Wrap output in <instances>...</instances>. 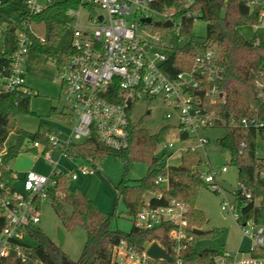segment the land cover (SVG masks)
<instances>
[{
	"label": "built area",
	"instance_id": "2783aa9c",
	"mask_svg": "<svg viewBox=\"0 0 264 264\" xmlns=\"http://www.w3.org/2000/svg\"><path fill=\"white\" fill-rule=\"evenodd\" d=\"M3 1L0 0V5ZM55 1L61 0H12V13L18 18L16 48L7 61L0 63V93L21 91L31 94L25 87L23 63L31 49L32 36L43 42L41 35L33 29L31 17L40 13ZM225 3L228 0H223ZM250 10L258 11L259 22L264 17V0H238ZM197 0H78L77 7H70L66 15L70 18L71 53L64 65L57 70L61 96L73 113L72 126L67 137L60 131L46 134V145L35 141L32 146L43 149L44 158L53 163L49 175L32 171L24 173L23 190L5 188L0 191V261L13 254L24 262L31 250L28 239L39 222V208L36 196L45 198V191L55 184L53 176L63 173L57 169L58 161L52 162L51 150L60 149V156L74 159L68 155L71 143L82 142L91 133L111 149L128 146V130L131 114L137 103L149 99H159L164 104L178 110L177 135L182 142H189L181 148L204 149L207 140L199 133L200 129L215 126L216 116L208 107L216 104L223 93L218 88L222 78L223 66L220 48L215 42L206 39L197 42L193 33L183 34L185 17L194 24L199 20V11L193 6ZM84 5L99 7L103 13L89 16L87 25L77 21ZM139 16L138 21L128 22L127 15ZM154 15L157 17L154 18ZM150 17V22L142 21ZM160 25H155V22ZM171 21L170 26L164 25ZM193 26L191 30L193 29ZM255 25L254 27H256ZM3 32L6 24H3ZM167 29H171L167 31ZM189 44L193 59L188 67L170 74L167 61L175 46ZM3 47L0 48V58ZM258 98L264 102V75L254 80ZM220 93L222 96L220 97ZM166 117H170L169 114ZM264 120L258 117H242L238 125L244 128H258ZM162 144L163 154L171 155L172 143ZM158 145V146H159ZM3 151L0 152V163ZM88 161L91 160H81ZM82 162V163H83ZM79 164L78 172L68 171L64 175L69 181L79 176L93 174V170ZM221 171H226L222 167ZM217 173L209 169L201 171V178L214 191L221 187ZM15 176V175H14ZM159 185L168 186V177L159 176ZM238 190L246 199L250 192L241 184ZM221 208L231 213L239 226L242 237L249 240V246L242 249L222 248L216 252L211 264H264V229L252 219L239 221L240 215L232 203H222ZM188 206L185 202L171 199L164 205H150L149 202L135 215V224L144 229L172 225L168 232L171 246L166 250L170 262L150 258L144 248L136 249L126 240L112 246L109 264H189L184 261L185 251L195 247L196 234L188 229ZM151 243V242H148ZM40 264H43L40 262Z\"/></svg>",
	"mask_w": 264,
	"mask_h": 264
},
{
	"label": "trees",
	"instance_id": "16d2710c",
	"mask_svg": "<svg viewBox=\"0 0 264 264\" xmlns=\"http://www.w3.org/2000/svg\"><path fill=\"white\" fill-rule=\"evenodd\" d=\"M6 2L12 0L3 1ZM77 5L78 0L55 1L31 17L32 25L42 27L41 36L44 39L41 42L32 36L31 49L51 60L57 70L66 63L71 53L70 18L66 11ZM193 9L198 10L199 19L207 23L206 39L215 42L221 50L220 63L223 71L218 88L223 97L208 107L215 113V126L225 127V134L218 141L227 150L230 163L237 167L238 187L243 184L251 194V198L246 199L237 187L233 204L240 215L239 221L252 219L264 229V157L257 155L258 139L264 143V124L258 128H244L238 125L242 117H258L264 120V102L258 98L254 85L255 78L259 74L264 75V41L247 39L239 30L241 26L258 25V11L250 10L238 0H228L226 3L223 0H197ZM4 23L6 29L3 32V54L0 63L7 61L8 56L15 50L17 39V25L11 21L10 16L0 13V26ZM185 23L183 34L191 35V18L185 17ZM192 59L193 50L189 44L175 46L167 61L168 73L172 75L188 67ZM31 95L32 93L21 91L0 93V152L3 151L0 163V191L5 188L13 189L15 174L9 167L10 161L23 151H36L32 146L35 141L46 145V134L52 132L45 122H41L35 132L16 126L17 115L30 112ZM49 115L71 122L73 120L71 114L59 111L54 106L50 107ZM168 130L169 126L166 125L152 134L131 122L126 148L111 149L105 146L95 133H91L82 142L71 143L67 148L70 157L89 159L93 164L106 154H112L121 161L123 175L115 186V193L117 199H122L126 214L133 220L128 232L112 228L111 222L116 218L115 211L100 210L79 188L71 187L64 173H59L53 176L55 184L46 189L45 199L50 200L64 228L84 229L86 239L80 257L77 260L70 259L59 245L36 228L31 234L36 244H31L27 260L21 262L10 254L1 260L0 264H109L112 246L120 240H126L138 250L142 249L144 242L156 241L169 250L171 241L168 232L171 224L164 223L150 229L140 228L135 224V215L146 202L150 205H164L171 199L183 201L188 206V229H200L207 222L203 211L196 207L198 191L206 184L200 176L203 162L197 150L187 149L181 154L179 165H166L164 154L157 155L156 148L165 139ZM11 132L16 134V142L5 148L4 143ZM135 161L145 162L148 168L141 178L131 182L128 174ZM164 175L168 177L167 187L156 182L159 176ZM146 194H151L148 201L145 200ZM42 200L40 196H36L39 209ZM67 207H70V212ZM2 225L3 222L0 221V230ZM218 233L217 228H212L201 235L214 237ZM222 248L196 245L185 251L183 258L189 264H211L214 254Z\"/></svg>",
	"mask_w": 264,
	"mask_h": 264
},
{
	"label": "rangeland",
	"instance_id": "374dc122",
	"mask_svg": "<svg viewBox=\"0 0 264 264\" xmlns=\"http://www.w3.org/2000/svg\"><path fill=\"white\" fill-rule=\"evenodd\" d=\"M13 6L10 2L0 5V13L5 16H10L14 22L18 23V18L12 13ZM78 22L80 25H87L89 16H97L103 13L99 7L84 5L80 9ZM157 16L154 15V18ZM128 22L138 21L139 16L130 14L126 16ZM207 23L199 19L193 26V39L197 42L206 41ZM0 26V48L2 46V30ZM33 29L38 35L42 33L40 25H33ZM171 29H167V31ZM240 32L250 40L264 41V17L256 27L253 25H245L239 27ZM39 54L35 51H32ZM221 52V50H220ZM44 65L34 66L33 72L35 76V88L30 97L29 113H19L15 119L17 127L29 132L37 131L41 122L47 123L51 127V131L56 133L60 131L62 137L65 138L70 133L72 122L68 119L49 115L51 106L56 107L59 111H64L73 114L65 104L60 90V83L57 79V69L51 60L45 61ZM264 68V63H263ZM169 114L170 117H166ZM132 121L150 133H157L166 125L169 130L165 135L164 143H172L174 149L171 155H164V163L166 165L177 166L181 162V148L189 142H182L177 135L178 125V110L173 106L164 104L159 99H149L141 103H137L131 114ZM199 133L206 138L207 143L203 148L198 147L197 152L202 159L203 165L201 170L207 169L216 172V178L221 187L220 192L214 191L209 185L205 184L200 187L197 198L196 207L203 211L207 222L200 228L203 232L212 228H217L219 233L210 237L201 235L196 239V244L201 247H220L226 249L246 248L249 246V240L242 237L239 231V226L233 219L231 213L221 208L222 203H232L234 200V191L238 187L237 167L230 163L229 154L218 141L224 136L225 127L211 126L200 129ZM16 134L11 132L4 147L15 144ZM162 144L157 146L156 154L161 155L165 151L162 150ZM60 149L51 150L52 162L58 161L57 169L63 173L68 171L78 172V166L83 161L79 159H69L60 156ZM257 155L264 157V143L261 139L257 141ZM83 165L91 168L93 174L79 176L75 180L70 181L71 187L79 188L86 196L91 198L96 206L104 212H116V218L111 222L112 228H117L123 232H128L133 224V220L126 214V207L122 199H117L115 186L118 184L123 175V164L112 154H106L100 158L95 164L84 161ZM11 169L14 171L15 178L13 187L16 190H23V180L20 177L28 171L49 175L53 169V163L48 162L41 153V149L36 151L29 150L19 153L10 161ZM226 167V171L222 172L221 168ZM148 168L145 162L135 161L129 171L128 178L131 182L141 178ZM151 194L145 195V200L148 201ZM70 212V207L66 208ZM39 222L36 228L42 230L52 241L60 246L61 250L67 254L72 260H77L82 252L86 233L81 227H75L72 230H67L60 223L55 211L52 208L49 199L43 198L39 209ZM61 229L64 235L62 243L57 241V230ZM28 242L32 245L36 244L33 238H29Z\"/></svg>",
	"mask_w": 264,
	"mask_h": 264
},
{
	"label": "water",
	"instance_id": "95a60500",
	"mask_svg": "<svg viewBox=\"0 0 264 264\" xmlns=\"http://www.w3.org/2000/svg\"><path fill=\"white\" fill-rule=\"evenodd\" d=\"M151 18L150 17H145L142 19V21L144 22H150ZM155 25H160V23L157 21L155 22ZM164 25L166 26H170L171 25V21H167L164 23ZM222 96V94L220 93V97ZM194 232L198 235H201L203 233L202 230L200 229H194ZM57 241L59 243H62L64 235L61 229L57 230V235H56ZM142 248L145 249L146 254L154 259V260H158V259H162L166 262H170L171 261V257L170 255L167 253V251L162 248L156 241H152L151 243H148L147 241L143 243ZM175 264V263H173Z\"/></svg>",
	"mask_w": 264,
	"mask_h": 264
},
{
	"label": "crops",
	"instance_id": "0c3cea01",
	"mask_svg": "<svg viewBox=\"0 0 264 264\" xmlns=\"http://www.w3.org/2000/svg\"><path fill=\"white\" fill-rule=\"evenodd\" d=\"M2 42H3V39H2ZM2 45H3V43H2ZM32 51L33 50H30L28 52V54L25 57L24 63H23V71H24V78H25L24 85L31 92H33V91L35 92L37 90H36L35 86H33V85H35V76H34V72H33V67L37 66V65L41 66V64L44 65L46 63L45 62L46 58L42 54H36ZM9 167L11 168L10 164H9ZM23 176H24V174L20 177V179L23 180Z\"/></svg>",
	"mask_w": 264,
	"mask_h": 264
}]
</instances>
